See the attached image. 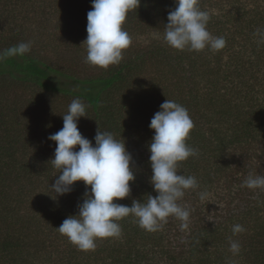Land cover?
Masks as SVG:
<instances>
[{"label":"trees","instance_id":"obj_1","mask_svg":"<svg viewBox=\"0 0 264 264\" xmlns=\"http://www.w3.org/2000/svg\"><path fill=\"white\" fill-rule=\"evenodd\" d=\"M175 7V0H141L123 25L131 46L104 69L86 62L92 0H0V52L33 42L29 53L0 62V83L37 99L31 123L0 128V264H264V191L243 186L249 174L264 176V38L256 34L264 32V0H199L210 33L226 40L218 51L166 43ZM77 98L88 106L89 117L78 121L82 135L95 145L98 128L108 131L133 157L131 194L116 201L128 206L157 195L149 160L154 114L167 99L188 110L195 127L186 143L199 152L178 165L199 183L180 201L191 210L188 229L170 217L149 232L129 216L118 221L121 236L97 240L94 251L56 229L90 193L83 181L63 196L51 189L59 169L48 137L63 128ZM20 138L27 143L16 149ZM201 192L209 194L203 202ZM236 224L245 231L233 235ZM229 238L240 243L238 255Z\"/></svg>","mask_w":264,"mask_h":264},{"label":"clouds","instance_id":"obj_2","mask_svg":"<svg viewBox=\"0 0 264 264\" xmlns=\"http://www.w3.org/2000/svg\"><path fill=\"white\" fill-rule=\"evenodd\" d=\"M141 0H92V10L87 13L86 62L107 69L119 64L124 50L132 44V37L123 25L129 13L140 6ZM175 9L170 11L165 25L164 40L176 50L203 51L206 48L218 51L226 46L224 37L213 36L207 26L209 12L199 7V0H175ZM264 38V32L257 29ZM31 41L20 42L0 52V62L7 58L24 56L31 51ZM87 105L79 98L68 105L63 115V128L48 139L56 142L52 165L59 169L58 178L51 184L53 193L63 196L72 191L74 184L83 181L90 186V193L78 205V214L66 218L56 228L68 237L81 251H94L97 240L118 238L122 228L118 221L133 216L139 227L149 232L163 229L169 218L181 222V230L189 227L191 210L180 201L186 191L199 188L195 176L178 173V165L190 157H197V149L186 141L195 125L188 110L167 99L160 105L150 122L154 136L149 144L152 175L150 183L157 195H148L146 203L133 200L132 205L117 203L131 194V184L136 176L133 157L125 142L116 140L112 133L98 128L95 145L85 138L78 128L82 117H89ZM79 146V150H75ZM243 186L264 191V176L249 174ZM207 192L200 193L203 202ZM236 224L233 235L244 232ZM229 250L238 255L241 245L229 238Z\"/></svg>","mask_w":264,"mask_h":264},{"label":"rangeland","instance_id":"obj_3","mask_svg":"<svg viewBox=\"0 0 264 264\" xmlns=\"http://www.w3.org/2000/svg\"><path fill=\"white\" fill-rule=\"evenodd\" d=\"M70 57V56H69ZM74 57V56H73ZM82 56L74 57L76 59H81ZM68 62H73L72 58L65 57ZM55 60V59H53ZM52 60V62H53ZM36 97L32 94L30 89L12 84V83H0V128L2 129L3 123H12L15 121L20 122L21 124H28L33 121L35 116V110L37 106ZM35 102V104H34ZM3 129H5L3 127ZM0 133V137H4ZM29 130H25L24 134H28ZM21 141L17 146L18 149L22 146L24 140L27 143L28 139L20 138ZM1 142H6L5 140H0ZM11 142L7 139V143ZM3 145V144H2ZM6 147V144H5ZM256 172V171H255Z\"/></svg>","mask_w":264,"mask_h":264}]
</instances>
